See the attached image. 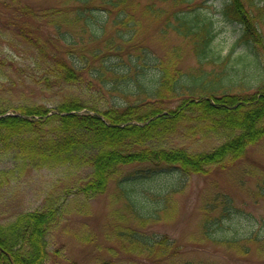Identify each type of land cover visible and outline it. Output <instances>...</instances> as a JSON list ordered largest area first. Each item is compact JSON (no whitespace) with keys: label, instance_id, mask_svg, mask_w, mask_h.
Returning a JSON list of instances; mask_svg holds the SVG:
<instances>
[{"label":"trees","instance_id":"obj_1","mask_svg":"<svg viewBox=\"0 0 264 264\" xmlns=\"http://www.w3.org/2000/svg\"><path fill=\"white\" fill-rule=\"evenodd\" d=\"M62 1L38 9L29 0H0V17L6 27L20 29L28 44L50 61L45 69L35 68L33 80L47 88L52 83L73 86L80 80L88 85L86 96L66 93L54 106L34 103L12 111L0 108V185L26 166L67 165L71 170H89L85 181L80 180L70 191L91 197L105 191L112 180L124 186L129 180L154 179L173 168L178 173H207L212 166L224 167L228 158H239L247 146L264 137V77L239 81L237 70H228L214 46L215 21L199 6L201 2L171 0L174 9L159 30L162 37L171 31L188 41L197 63L183 68L179 49L164 59L139 43L141 18L131 9V1ZM183 3L187 6L180 10ZM221 8L227 19L242 26L237 45L264 48V1L224 0ZM144 12L159 14L151 4ZM37 18L52 22L55 39L66 42L71 58L54 53L53 40L42 39L34 24ZM10 61L16 64L15 59ZM34 61L39 66L38 58ZM40 70L43 73L36 76ZM110 95L109 103L104 98ZM175 136L222 141L212 149L193 151L175 145ZM258 194L264 195V190L259 189ZM218 198L222 210L215 220L209 215L203 218L204 235L246 247L247 242L263 241L259 230L237 232L236 217L241 209L227 193ZM57 213L55 205L46 204L9 223L0 219V264H45L47 234ZM229 218L235 223L230 236L223 234L229 228L221 224ZM214 224L218 225L215 230ZM119 236L143 245L144 250L149 243L169 250L174 242L135 231ZM179 251L170 252L168 258L177 257L176 261L175 257L169 259L170 264H214L191 258L180 261ZM160 254L167 257L166 251Z\"/></svg>","mask_w":264,"mask_h":264},{"label":"rangeland","instance_id":"obj_2","mask_svg":"<svg viewBox=\"0 0 264 264\" xmlns=\"http://www.w3.org/2000/svg\"><path fill=\"white\" fill-rule=\"evenodd\" d=\"M29 1L38 9L63 3L62 0ZM130 1L131 9L141 18L139 43L164 59L174 49H179L183 68L194 67L197 60L188 47V41L171 31L165 37L159 33L165 17L174 9L172 1ZM195 2H201L199 6L212 15L215 21L217 35L214 46L221 54V59H225L228 70L233 72L236 69L239 81L255 82L264 77V48L237 45L242 26L222 14L224 0ZM150 4L159 14L144 12ZM186 6L183 3L179 8L182 10ZM0 18V108L12 111L20 105L34 103L54 106L66 98V93L76 92L81 97L88 94V85L84 80L73 86L52 83L49 88L33 80L35 68L45 69L50 61L28 44L20 29L6 27L3 18ZM51 23L48 18H37L34 24L36 30H41L45 42H48L47 37L49 41L53 40L51 45L54 53L66 54L71 58L69 47H65L66 42L60 43L55 39ZM74 31L80 35L78 30ZM85 40L88 43L87 36ZM96 44L99 45L98 42ZM36 58L39 66L34 65ZM10 59H15L16 64ZM42 73L43 70H40L36 76ZM95 88L92 90L95 91ZM112 98L110 95L104 99H110V103ZM173 141L175 145L199 151L212 149L222 139L175 136ZM69 167L26 166L21 168L23 170H17L9 182L0 185V219L5 223L16 220L21 213L43 208L46 204L58 208L47 234L49 254L45 264H102L105 261L110 264H170L169 259H177L174 255L168 258L175 249H180V261L191 258L214 264H264V239L247 242L248 247L240 243L227 244L210 239L202 229L206 215L215 220L222 210L221 199L216 200L217 196L227 193L242 211L236 217L239 220L237 232L248 233L254 229L264 235V195L258 194L259 189L264 190V137L247 146L239 158H228L224 167L212 166L207 173L180 174L173 168L154 179L131 183L129 180L124 186L116 185L112 180L105 191L91 197L70 191L80 180L85 181L89 170H71ZM122 171L130 172V169L123 168ZM221 224L227 230L229 228L223 234L230 236V230L234 231V220L229 218ZM213 226V230L218 228L217 224ZM126 231L158 237L155 240L163 237L174 242L170 244L169 250L163 246L161 248L164 249H160L151 243L148 248L152 250L147 247L144 250L143 245L131 244L128 239L119 236ZM159 251H166L167 257L163 258Z\"/></svg>","mask_w":264,"mask_h":264}]
</instances>
